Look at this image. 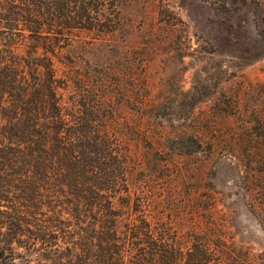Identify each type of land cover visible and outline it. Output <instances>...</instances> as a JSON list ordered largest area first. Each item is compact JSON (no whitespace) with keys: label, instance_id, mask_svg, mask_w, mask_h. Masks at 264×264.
Here are the masks:
<instances>
[{"label":"rangeland","instance_id":"rangeland-1","mask_svg":"<svg viewBox=\"0 0 264 264\" xmlns=\"http://www.w3.org/2000/svg\"><path fill=\"white\" fill-rule=\"evenodd\" d=\"M73 24L35 39L0 24V46L13 41L32 64L50 57L64 123L46 121L62 127L55 151L73 161L74 149L93 165L96 215L87 220L115 221L124 238L132 223L171 225L181 237L211 219L264 261V0H119L117 14ZM62 167L35 193L38 218L8 225L21 237L14 264H80L85 232L69 192L84 186ZM40 232L51 249L28 242Z\"/></svg>","mask_w":264,"mask_h":264},{"label":"trees","instance_id":"trees-1","mask_svg":"<svg viewBox=\"0 0 264 264\" xmlns=\"http://www.w3.org/2000/svg\"><path fill=\"white\" fill-rule=\"evenodd\" d=\"M118 6L119 0H0V24L5 31L35 39L47 35L43 34L47 28L73 26L79 16L90 17L107 8L117 14ZM13 44L12 41L0 46V202L7 201L9 208H0V235L6 234L0 237V264H14L11 244L13 240H21L8 225L22 220L26 214L37 217L36 213L41 211H35L38 209L35 193L38 188L50 187L53 174H63L62 166L68 165L76 172L74 182L84 186L69 192L71 213L85 232L78 255L80 264L82 261L83 264H264L256 262L249 249L229 239L224 229L211 219L204 226L190 227L187 236L181 237H176V231L173 235L171 225L132 223L126 226L127 236L122 238L117 234L115 221L89 222L87 217L96 215L91 203L96 195L90 173L93 165L80 160L74 149L73 161L55 151L52 138L58 141L57 146L64 144L62 127H51L46 121L55 117L57 122L64 123L55 68L46 54L48 62L32 64L29 57L15 51ZM26 52L31 55L35 49ZM34 103L43 108L51 103L55 111H36ZM109 147L108 144L101 157L104 163L112 155ZM55 163L61 164L57 173L53 171ZM63 184L69 185L65 181ZM65 189L62 186L60 190L66 192ZM5 225L8 228L3 230ZM34 240H40L44 249H51L56 243L42 232L28 242L32 244ZM55 264L63 262L60 259Z\"/></svg>","mask_w":264,"mask_h":264}]
</instances>
